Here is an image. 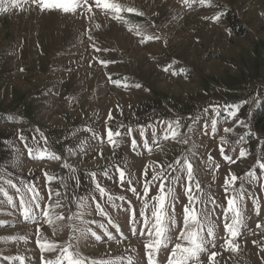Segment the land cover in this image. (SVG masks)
<instances>
[{
  "label": "rangeland",
  "instance_id": "374dc122",
  "mask_svg": "<svg viewBox=\"0 0 264 264\" xmlns=\"http://www.w3.org/2000/svg\"><path fill=\"white\" fill-rule=\"evenodd\" d=\"M89 2L91 12L87 6L42 11L32 0H20L23 10L0 12V187L13 198L9 203L0 192V264H21L18 257L24 264L54 260L59 248L43 251L37 244L42 238L72 244L86 264H127L128 257L147 264L140 233L144 182L161 167L175 176L168 165L185 156L201 186L197 195L204 202L195 207L206 215L204 237L208 227L215 233V247L207 244L190 264H209L213 252L214 264H264V170L258 165L264 130L254 120L264 101V0H110L122 6V19ZM168 122L178 132L175 139H164ZM109 129L120 132L114 144ZM117 166L126 173L124 183ZM232 174L237 180L226 193ZM188 183L185 171L172 185L173 244L156 253V264H168L184 227ZM24 185H35L43 197L35 209L38 222L26 221L19 209L21 194L31 195ZM159 186L149 183L148 198ZM232 195L239 209L238 251L222 247L225 224L234 218L225 214ZM50 205L52 224L42 215ZM61 213L64 219L55 220Z\"/></svg>",
  "mask_w": 264,
  "mask_h": 264
},
{
  "label": "snow or ice",
  "instance_id": "6c2138e0",
  "mask_svg": "<svg viewBox=\"0 0 264 264\" xmlns=\"http://www.w3.org/2000/svg\"><path fill=\"white\" fill-rule=\"evenodd\" d=\"M187 2V0H185ZM201 4H210L211 0H200ZM32 3L39 7L42 11L43 10H53V9H60L64 12H75L77 7H86V11L91 12L93 8V4L89 2V0H32ZM9 6L13 8H21L23 10L22 5L20 4V0H10V5L7 0H0V12H7L9 10ZM94 6L96 8L108 11L111 10L114 13V18L122 19L119 15L122 11V6L118 3L110 2V0H95ZM127 11L135 12L136 10L133 8H128ZM142 14V13H138ZM220 18L219 14L212 17L213 20H218ZM99 27V25H97ZM94 47V46H93ZM99 51V49H96ZM101 63H108L107 61H101ZM167 70V69H165ZM113 83L119 84V81H113ZM139 86V85H137ZM239 108L236 106V109L232 111V115L236 114ZM109 119H111V114H109ZM177 126H179V121L175 122ZM215 122L213 121V125ZM143 134V133H141ZM120 132L116 131L115 133L109 129L108 130V139L110 143H115L113 140L114 136H119ZM178 135V132L173 127L171 122L167 123L166 134L164 139H175ZM135 140L132 141L133 147H135ZM186 143V141H185ZM221 155H224V148L221 145L220 147ZM246 153L241 150L240 155L244 156ZM59 159V157H54ZM226 160H230L231 158L228 156H224ZM212 157L209 155V160ZM234 162V161H233ZM259 169L264 170V162L258 161ZM219 165H216L218 169ZM168 168L175 172V176L165 175L166 170L161 167L159 172L153 170V174L151 177V181L145 180L144 182V197L146 198L143 203V207L140 211V217L143 221V227L140 230L141 235L145 236V249L147 254V264H156L155 255L159 252L162 248L167 249L170 244H173L172 238L169 237V232L171 230V226L175 225V207L173 201L176 200L174 195V187L172 185L181 181V173L186 171V178L189 182L187 187L185 188V193L187 195V199L189 201L188 204L184 205L183 210V223L184 227L178 230V235L175 237L177 242L171 247V252L168 256V264H190V261L198 259V256L201 252L207 251L206 245L211 243L213 247H215V233L212 227L207 228V236L209 239H205L204 237V226L203 220L206 219L205 216L198 215V210L195 207L197 203H203L204 201L201 200V196L197 195V193L201 192V186L198 181H195V176L193 172L192 164L189 162V158L187 156L177 158L173 164H169ZM117 171L119 172L120 182L124 183L127 179L126 173L117 166ZM145 176H147V170L145 171ZM47 175V174H45ZM95 174H93L94 176ZM249 175L254 176V173H249ZM49 180L53 179V177H48ZM237 177L232 174L231 179H225V192L227 193L228 188L227 185L235 183ZM159 181V191L158 194L154 197L148 198L149 193V183ZM128 184L131 185V179L127 180ZM193 182L195 187V192L193 191ZM8 184L16 188V185L13 184L11 180L8 181ZM167 185V186H166ZM27 193H30V197L25 199V195L21 194L20 202H19V209L21 214L23 215L24 219L31 220L34 222H38L37 214L35 209L41 208L40 201L43 200V197L40 196L39 190L35 187V185H24ZM97 189L100 194L103 196L106 194V190L100 187L97 184ZM130 191L136 192L135 187H130ZM16 191L19 193L20 189L17 188ZM239 191V190H237ZM0 192L7 197L9 203L13 202V198L8 195V192L0 187ZM59 195V193H57ZM51 197V190H49V198ZM206 199H210L206 196ZM112 197L109 195V200ZM119 199H124V197H119ZM239 199H243V192H239ZM212 203H215L212 200ZM237 204V196L232 195L227 200V208L225 209V214L227 218V213L231 212L234 214V218L232 219L231 223L225 224V230L228 233L227 237L224 240L222 247L225 250L231 249L232 251H238L239 246L235 243L236 237L239 235L237 230V226L239 224V209L236 207ZM83 204L79 205L82 207ZM53 206H49L47 208L42 209V215L45 218V223L52 224L54 222L53 216L49 211V208ZM55 207H60L59 203L55 205ZM96 208L101 215H106L104 209L97 204ZM171 209V212H169ZM77 219L80 217L77 216ZM64 219V215L61 213L58 216H55V220H62ZM71 219V218H70ZM132 222L135 224V211L132 212ZM118 229V226H116ZM257 227H261V225L257 224ZM39 231V229H38ZM89 232L96 239H100L101 237L98 236L95 232H92L91 229H88ZM135 232V228H133ZM109 239H114L111 233H107ZM20 239H24V237H20ZM253 243H256L253 241ZM37 244L43 251H53L59 248V254L56 256L54 260L45 261L44 264H86V261L79 255V253L74 252L72 244L66 245H58L54 242L48 241L46 238L38 239ZM218 254L213 252L208 257L209 264H214L215 257ZM17 259L20 260L21 264H24V258L18 257ZM122 258L117 257L116 260H120ZM91 264H116L115 261L112 260H102V261H92ZM127 264H134L131 257H128Z\"/></svg>",
  "mask_w": 264,
  "mask_h": 264
},
{
  "label": "trees",
  "instance_id": "16d2710c",
  "mask_svg": "<svg viewBox=\"0 0 264 264\" xmlns=\"http://www.w3.org/2000/svg\"><path fill=\"white\" fill-rule=\"evenodd\" d=\"M256 126L264 130V101L254 114Z\"/></svg>",
  "mask_w": 264,
  "mask_h": 264
}]
</instances>
